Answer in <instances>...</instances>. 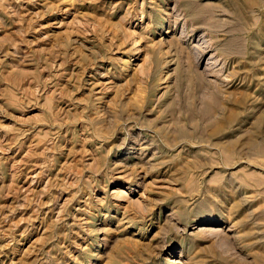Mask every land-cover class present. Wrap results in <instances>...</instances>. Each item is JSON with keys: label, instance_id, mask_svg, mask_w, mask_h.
Listing matches in <instances>:
<instances>
[{"label": "rangeland", "instance_id": "1", "mask_svg": "<svg viewBox=\"0 0 264 264\" xmlns=\"http://www.w3.org/2000/svg\"><path fill=\"white\" fill-rule=\"evenodd\" d=\"M0 264H264V0H0Z\"/></svg>", "mask_w": 264, "mask_h": 264}]
</instances>
